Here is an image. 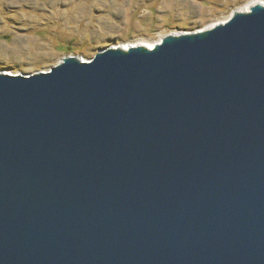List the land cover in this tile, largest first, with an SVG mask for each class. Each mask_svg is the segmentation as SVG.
Here are the masks:
<instances>
[{"label": "water", "instance_id": "water-1", "mask_svg": "<svg viewBox=\"0 0 264 264\" xmlns=\"http://www.w3.org/2000/svg\"><path fill=\"white\" fill-rule=\"evenodd\" d=\"M0 264H264V5L0 72Z\"/></svg>", "mask_w": 264, "mask_h": 264}, {"label": "rangeland", "instance_id": "rangeland-1", "mask_svg": "<svg viewBox=\"0 0 264 264\" xmlns=\"http://www.w3.org/2000/svg\"><path fill=\"white\" fill-rule=\"evenodd\" d=\"M252 1L264 2L0 0V72L30 75L49 71L66 56L88 61L106 47L200 31Z\"/></svg>", "mask_w": 264, "mask_h": 264}, {"label": "bare ground", "instance_id": "bare-ground-1", "mask_svg": "<svg viewBox=\"0 0 264 264\" xmlns=\"http://www.w3.org/2000/svg\"><path fill=\"white\" fill-rule=\"evenodd\" d=\"M256 2H259V3H261V4H263L264 5V2H261V1H252V2H250V3H248V4H246V5H244L242 8H240L239 10L240 11H248V9H249V7L251 6V5H253V4H255ZM46 18V17H45ZM225 21V20H224ZM224 21H220V22H224ZM214 25V24H213ZM213 25H211V26H213ZM211 26H209V27H211ZM208 27V28H209ZM207 28V27H206ZM205 28V29H206ZM35 29V28H34ZM159 41V40H158ZM158 41H155V42H138V43H136V44H125V45H120L119 47H122V48H124V49H127V48H129V47H132V46H137V45H143V46H146V47H149V48H152L156 43H158ZM83 61H86V60H84L83 59Z\"/></svg>", "mask_w": 264, "mask_h": 264}]
</instances>
